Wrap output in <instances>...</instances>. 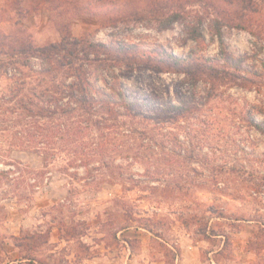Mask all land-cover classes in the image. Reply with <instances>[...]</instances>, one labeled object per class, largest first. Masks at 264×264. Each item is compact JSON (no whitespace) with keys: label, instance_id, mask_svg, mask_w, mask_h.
I'll use <instances>...</instances> for the list:
<instances>
[{"label":"rangeland","instance_id":"rangeland-1","mask_svg":"<svg viewBox=\"0 0 264 264\" xmlns=\"http://www.w3.org/2000/svg\"><path fill=\"white\" fill-rule=\"evenodd\" d=\"M12 1L0 0L5 41L28 37L43 46L61 40L49 8L22 16ZM180 7L185 17L170 27L68 15L74 37L138 43L145 57L152 55L151 63L114 71L130 98L158 107L147 115H160L120 123L115 129L133 124L129 129L145 131L119 134L124 151H105L99 162L70 168L66 151L45 166L38 150L11 145L4 129L16 116L0 117V264L33 255L44 264H166L173 262L166 257L173 246L180 252L175 264H264V0H182ZM7 50L0 46V98L19 77L33 74L24 66L19 76L12 62L23 58ZM162 52L201 64L198 78L157 72L150 65L159 64ZM29 59L36 68L38 60ZM212 66L221 73L217 79L206 68ZM181 98L188 109H160L180 105ZM94 135L107 136L105 128ZM20 215L28 224L21 241L8 240L16 226L8 218ZM32 234L40 237L28 240Z\"/></svg>","mask_w":264,"mask_h":264},{"label":"trees","instance_id":"trees-1","mask_svg":"<svg viewBox=\"0 0 264 264\" xmlns=\"http://www.w3.org/2000/svg\"><path fill=\"white\" fill-rule=\"evenodd\" d=\"M77 1H12L15 12L22 16L37 12L43 7L49 8L51 22L61 32V40L58 42L35 46L28 37L19 36L7 42L5 39L8 40V36L0 33V46L8 48L7 51L11 54H18L21 60L23 58L22 61L12 62L16 65L15 69L20 70L19 76L23 74L22 67L24 66L33 73L19 77V80L7 87L0 98L2 100L0 102L2 122H8L12 119L10 117L16 116L11 120L13 123L4 129V135L10 138L8 141L13 146L17 145L22 148L29 146L38 150L45 166L53 163L60 151H66L71 156L67 164L68 168L87 166L93 161H98L105 151H124L125 142L119 141L118 135H128L126 138H130L134 132H144L145 130H131L129 127L134 126V123L147 122L149 118L160 115L155 113L150 114L151 117L147 115V108L151 111L158 107L150 100L130 98L120 83L119 75L114 71L115 67L133 68L136 64L151 63L152 55L148 54L145 57L146 52L138 43L129 44L119 40L102 43L94 42L88 37H74L69 31L68 15L70 17L71 13L92 14L99 21L111 25L149 19L158 21L163 27H170L174 22L185 17L180 7L182 0ZM205 1L214 2L216 0ZM156 55H160L157 56L159 64L150 66L157 72L172 71L191 74L193 78H198L196 69L201 67L198 62L169 52ZM31 57L38 60L36 68L32 66L29 59ZM206 68L211 71L212 79L219 78L221 73H217L214 66ZM8 73L5 71V74ZM108 77L112 78V82L108 81ZM100 82H104L105 85H100ZM158 105L160 108L161 104ZM187 105L185 99L181 98L180 105L166 103L162 106L164 108L160 109L163 112L178 114L188 109ZM127 122L133 124L128 125L126 130L115 129V126L117 128L123 126L120 123ZM103 128L107 134L104 140L101 137H95L99 134L94 135ZM26 142H28L27 145ZM106 161L104 160L103 163L105 164ZM191 218H194V215H191ZM142 227L151 231L155 236L161 237V234L148 223ZM21 237L22 235L13 236V240L21 241ZM36 237L40 236L32 234L27 239L37 240ZM126 241L131 246L133 239L127 238ZM228 241L227 237L225 242ZM260 243L254 241V249H257ZM16 245L20 246V243ZM168 255L173 262L170 263L167 260L166 264H175L180 252L177 247L173 246L166 250V257ZM35 257L33 255V257L24 258L31 261L38 260ZM39 262L44 264L43 261L39 260Z\"/></svg>","mask_w":264,"mask_h":264},{"label":"crops","instance_id":"crops-1","mask_svg":"<svg viewBox=\"0 0 264 264\" xmlns=\"http://www.w3.org/2000/svg\"><path fill=\"white\" fill-rule=\"evenodd\" d=\"M16 217L14 218H11L9 217L8 220L11 224H15L16 226H10L11 228L9 229V236L10 238L8 240H11L13 238V236H20L23 229H25L28 224H27V218H24L23 215H20L19 219L15 220ZM10 242V241H9ZM12 242V241H11ZM8 243V242H7ZM6 243V244H7ZM17 249H16V246H13L12 250H11V253H14L16 252ZM24 262L20 263V264H41L39 262V260H34V261H31L30 259H27V258H23ZM184 260H187V257H185ZM183 260V261H184ZM181 261V263L183 262ZM13 262H17V261H11L10 263L8 264H12Z\"/></svg>","mask_w":264,"mask_h":264}]
</instances>
